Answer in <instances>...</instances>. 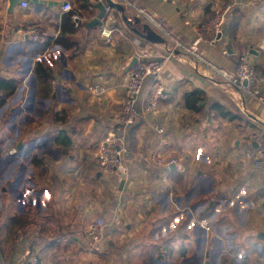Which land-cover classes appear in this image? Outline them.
<instances>
[{"label": "crops", "instance_id": "crops-1", "mask_svg": "<svg viewBox=\"0 0 264 264\" xmlns=\"http://www.w3.org/2000/svg\"><path fill=\"white\" fill-rule=\"evenodd\" d=\"M23 1L27 6L21 2L10 10V0H0V264H19L26 248L47 251L42 260L47 264H100L79 262V254L90 249L88 222L98 215L106 222L101 264L264 260L259 236L264 232L259 224L264 176L246 156L255 146L249 133L264 127V103L210 75L190 56L170 58L160 80L147 77L140 108L158 84L167 98L156 115H140L127 133V175L104 172L96 158L108 132H123L127 68L160 58L170 44L156 36L137 6L146 5L190 41L214 2L230 4L222 38L206 47L207 55L233 68L238 56L249 51L264 91V0H114L122 8H108L94 26L88 24L98 8H79L77 31L66 33L70 49L60 36L70 11L64 4L69 1L74 9L76 0ZM101 87L105 90L97 91ZM192 92L200 95L199 111L185 105ZM156 123L164 126L163 136L155 131ZM10 148L18 154L7 156ZM154 153L176 163L158 164L151 158ZM194 173L198 179L215 175L223 191L204 187L208 202L200 205ZM201 216L210 218L209 229L200 225ZM63 219L83 222L85 232L49 231L48 239L40 241L36 226L28 227L41 220L47 230ZM17 221L24 224L17 227ZM8 222L14 223L10 231ZM48 236H70L78 248L50 262L55 239Z\"/></svg>", "mask_w": 264, "mask_h": 264}, {"label": "built area", "instance_id": "built-area-1", "mask_svg": "<svg viewBox=\"0 0 264 264\" xmlns=\"http://www.w3.org/2000/svg\"><path fill=\"white\" fill-rule=\"evenodd\" d=\"M23 6H27L26 1H22ZM73 8L69 1L64 4L65 10ZM231 5L219 2L212 4V11L209 16L202 22L196 36L185 41L178 35L172 27L158 15L149 9L146 5L136 7L138 15L143 18L148 25L156 32V34L169 40V47L160 58L149 61H137L129 66L126 71V87L127 95L122 107L120 120L123 126V132H108L100 141L96 153V158L100 168L107 173H119L127 175L128 168L123 160L127 149V133L135 124L140 115L144 117L156 115L160 102L167 98L164 87L158 84L149 96L147 103L140 108L139 96L143 90L144 83L148 76H153L156 80H160L161 74L170 58L179 54L190 56L197 65H202L210 75H216L223 79L227 84L235 87L239 92L249 95L254 99L264 103V91L261 85L262 79L257 73L256 67L250 60V52L241 53L233 68H227L211 60L207 55V46L218 45L224 32V25L228 20ZM80 15L74 14L73 19L78 20ZM103 32L107 31L105 26L101 27ZM33 38L38 37L35 28H31ZM109 38H111L109 36ZM105 90L101 87L97 91ZM155 123V122H154ZM155 131L163 136L166 132L163 125L156 123L153 125ZM250 139L255 143L253 149L246 153L252 167L264 176V127L259 130H252L249 133ZM18 154L17 148H10L7 156ZM152 160L158 164L171 165L176 163V159L171 158L167 161L162 159L157 153L152 154ZM199 223L202 227L210 228V218L201 216ZM106 222L103 217L98 216L92 219L86 228V235L89 240V246L102 249L104 245V228ZM95 249V248H94ZM39 252L25 249V252L19 257V264H44Z\"/></svg>", "mask_w": 264, "mask_h": 264}, {"label": "rangeland", "instance_id": "rangeland-1", "mask_svg": "<svg viewBox=\"0 0 264 264\" xmlns=\"http://www.w3.org/2000/svg\"><path fill=\"white\" fill-rule=\"evenodd\" d=\"M195 174L196 173H194V175H193V178H195V180H193V181L194 182L197 181V185L194 187L193 190L195 193V198H197L196 201L199 202L200 205L202 202L204 203L203 205H205V202H208L206 200H203L204 197L202 195L204 194V192H202V191H203L204 187L207 189L209 188L210 189L209 191H211V193L214 192L216 194H219L220 192L223 191V189L219 187L221 185V181L215 179V175L201 176L200 179H198ZM189 181H191V179H189ZM208 182H212V183H209V185H208ZM252 191H254V190H252ZM209 195H212V194H209ZM235 198H236V200H239L241 202L244 201L243 198L241 199L239 196H235ZM52 210H55V209H52ZM263 210H264V208H263ZM98 216H100V215H98ZM98 216H95V217H98ZM40 224L43 226V223L41 220H39V221L35 220V225L28 226V227H33V228L36 226V228L38 229L37 233L41 237V238H39L40 241L42 239H48V238H44V237L49 231H50V233L57 234V233H60L62 231L69 230L70 228H73V229H79V230L82 229V232H83L84 228H85V227H82L84 225V223L81 221L72 223L70 220H65V219H63L62 221H58V222L53 221L47 230H43V227H41ZM255 224H256V222L253 223V225H255ZM259 224H260L261 228H264V218H262V220L259 222ZM48 237H52V236H48ZM51 239L52 240L55 239V241H53L54 242V247H53L54 249L52 250L51 255L48 257V260L50 262H53L54 260H58L59 258L64 260L65 257L68 258L70 256V254L73 251L77 250V248H78L77 244H75V243L71 244L72 237H70V236L65 237V238H61V239H58L57 237L56 238L52 237ZM32 242L35 245H39V241H37V240L32 241ZM34 250H35V248H34ZM100 250L101 249H98L97 247H93L91 245L90 249H88V250L85 249V253L79 254L80 255L79 262H90V260L92 259L93 261H98L101 264L102 262H104L106 260V255H105V253H101ZM83 251H84V249H83ZM46 252L47 251H44L43 254L47 255L48 253H46ZM38 254L41 255L42 260H45L44 259L45 257H43L42 251L39 252ZM93 254H95L96 256H94ZM44 264H47V263L45 262ZM248 264H264V260L260 259L259 257L254 256L248 262Z\"/></svg>", "mask_w": 264, "mask_h": 264}, {"label": "trees", "instance_id": "trees-1", "mask_svg": "<svg viewBox=\"0 0 264 264\" xmlns=\"http://www.w3.org/2000/svg\"><path fill=\"white\" fill-rule=\"evenodd\" d=\"M97 0H76L77 2V7L68 11L65 15H64V18H65V22H64V28H63V31H62V34L60 36V41L64 44V46L67 48V49H70L71 47L67 44V40L71 41L68 37H67V34L66 33H75L77 31V27L75 26L76 25V21L77 20H74L73 19V16L74 14H78L81 16V12H79V8H83V9H90L94 6V3L96 2ZM83 14V13H82ZM83 51H81L80 53H82ZM72 55H76L77 53L76 52H72L71 53ZM14 86L15 84L13 85V88L11 89L13 91L14 89ZM10 90V91H11ZM199 100H200V95H198L197 93L195 92H192V94H189L186 99H185V105L186 107L188 108H191L195 111H199L201 105L199 104ZM217 107V106H215ZM38 157H34V162L37 163ZM37 165V164H36ZM24 223L21 222V221H17L15 225H17V227H21ZM14 226V223L13 222H8V229L9 231L13 228Z\"/></svg>", "mask_w": 264, "mask_h": 264}, {"label": "water", "instance_id": "water-1", "mask_svg": "<svg viewBox=\"0 0 264 264\" xmlns=\"http://www.w3.org/2000/svg\"><path fill=\"white\" fill-rule=\"evenodd\" d=\"M23 0H10V10L13 9L14 6L21 3ZM33 2H44V0H33ZM51 3V2H50ZM96 8H98L97 15L89 22L88 26H94L102 22L104 17L107 14L108 8L111 7H117L122 8V5L114 0H97L94 4ZM153 37V35H151ZM157 37H160V35L156 34ZM134 62L131 64L133 65ZM261 238H264V232H261L259 234Z\"/></svg>", "mask_w": 264, "mask_h": 264}]
</instances>
